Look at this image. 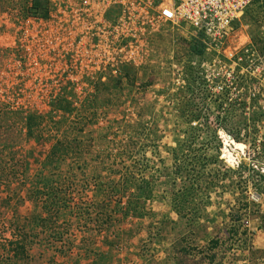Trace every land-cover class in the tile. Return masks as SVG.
<instances>
[{
    "label": "rangeland",
    "instance_id": "1",
    "mask_svg": "<svg viewBox=\"0 0 264 264\" xmlns=\"http://www.w3.org/2000/svg\"><path fill=\"white\" fill-rule=\"evenodd\" d=\"M118 3L0 0V264H264V0Z\"/></svg>",
    "mask_w": 264,
    "mask_h": 264
},
{
    "label": "built area",
    "instance_id": "2",
    "mask_svg": "<svg viewBox=\"0 0 264 264\" xmlns=\"http://www.w3.org/2000/svg\"><path fill=\"white\" fill-rule=\"evenodd\" d=\"M254 0H120L135 10L150 9L172 25H184L203 34L211 43L228 39L232 24ZM215 46V45H213Z\"/></svg>",
    "mask_w": 264,
    "mask_h": 264
},
{
    "label": "bare ground",
    "instance_id": "3",
    "mask_svg": "<svg viewBox=\"0 0 264 264\" xmlns=\"http://www.w3.org/2000/svg\"><path fill=\"white\" fill-rule=\"evenodd\" d=\"M222 136H223L225 139H226V138H227V139H230V138L224 136L223 133H222ZM230 141H231V140H230ZM232 142H233V141H232ZM232 142H231V143H232ZM233 145H234V148H236L237 151H242V150L244 149V145H242L241 143H236V142H234ZM229 147H230V146H229ZM226 158L229 159V161L231 162V160L233 159V157H232V155H231V152L227 151Z\"/></svg>",
    "mask_w": 264,
    "mask_h": 264
},
{
    "label": "trees",
    "instance_id": "4",
    "mask_svg": "<svg viewBox=\"0 0 264 264\" xmlns=\"http://www.w3.org/2000/svg\"><path fill=\"white\" fill-rule=\"evenodd\" d=\"M205 83L207 84V82H202V85H205ZM199 116V112L197 113V116H196V118ZM219 122H221L220 120H219ZM187 191L188 190H190V191H188V192H192V191H194V188L193 187H190V189H186ZM184 193V191L181 193V194H183ZM180 194V195H181ZM187 195V194H186ZM214 241V240H213ZM218 242H217V240H215V243L213 244V245H216Z\"/></svg>",
    "mask_w": 264,
    "mask_h": 264
}]
</instances>
